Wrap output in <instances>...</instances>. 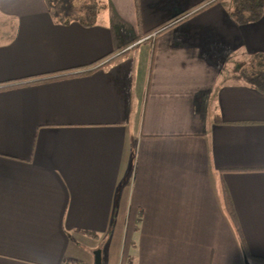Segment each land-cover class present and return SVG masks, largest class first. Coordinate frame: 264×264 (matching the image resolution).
<instances>
[{
	"label": "crops",
	"instance_id": "0c3cea01",
	"mask_svg": "<svg viewBox=\"0 0 264 264\" xmlns=\"http://www.w3.org/2000/svg\"><path fill=\"white\" fill-rule=\"evenodd\" d=\"M98 0L67 25L0 0V264H264V16ZM239 169L240 171H231Z\"/></svg>",
	"mask_w": 264,
	"mask_h": 264
},
{
	"label": "trees",
	"instance_id": "16d2710c",
	"mask_svg": "<svg viewBox=\"0 0 264 264\" xmlns=\"http://www.w3.org/2000/svg\"><path fill=\"white\" fill-rule=\"evenodd\" d=\"M49 12L55 22L67 25L78 21L86 27L97 23L99 4L98 0H45ZM231 15L238 25L259 21L264 16V0H232L230 4ZM242 80L251 88L264 96V53H257L250 59L249 66L241 69ZM231 171H240L233 169ZM224 200L232 223L242 243V248L247 259L257 260L253 257L243 240L240 225L235 213L231 196L224 186Z\"/></svg>",
	"mask_w": 264,
	"mask_h": 264
},
{
	"label": "water",
	"instance_id": "95a60500",
	"mask_svg": "<svg viewBox=\"0 0 264 264\" xmlns=\"http://www.w3.org/2000/svg\"><path fill=\"white\" fill-rule=\"evenodd\" d=\"M245 263L249 264V261H248L246 256H245ZM94 264H101V253H100V251H98L96 253V256H95V259H94Z\"/></svg>",
	"mask_w": 264,
	"mask_h": 264
},
{
	"label": "rangeland",
	"instance_id": "374dc122",
	"mask_svg": "<svg viewBox=\"0 0 264 264\" xmlns=\"http://www.w3.org/2000/svg\"><path fill=\"white\" fill-rule=\"evenodd\" d=\"M92 258L95 259V255H94V254H92ZM244 260H245V259H244ZM245 264H246V263H245Z\"/></svg>",
	"mask_w": 264,
	"mask_h": 264
}]
</instances>
